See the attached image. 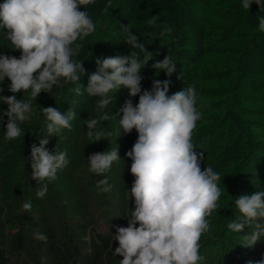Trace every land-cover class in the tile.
Wrapping results in <instances>:
<instances>
[{
    "label": "clouds",
    "instance_id": "obj_1",
    "mask_svg": "<svg viewBox=\"0 0 264 264\" xmlns=\"http://www.w3.org/2000/svg\"><path fill=\"white\" fill-rule=\"evenodd\" d=\"M94 0H4L0 3V31L6 34L12 50L21 55H0V84L9 81L10 96L0 95V103L7 104L0 110V121L7 117L5 142L25 135L21 125L29 121L34 111L33 101L52 89L76 84L77 96L87 94L96 98L97 113L83 120L86 135L92 142L109 139L111 132L101 128V123L116 119L113 107L115 93L127 90V99L119 112V134L137 132V139L126 153L131 159L130 173L135 178L129 191L134 198V210L127 212V227L116 226L112 241L118 243L113 256H121L119 264H198L205 258L200 254L202 234L210 229L213 212L219 208L222 195L219 186L221 175L211 166L201 168L203 153L195 151L193 132L202 113L197 109L198 93L194 84L169 95L170 77L176 72V62L168 53L163 60H156L151 67L156 75L161 71L169 79H153L150 90L142 89L144 77L141 70L153 60V52L133 34L129 24L122 25L124 43L132 49L129 55L98 57L96 69L88 76L87 87L80 83L86 74L84 60L75 59L83 47V41L96 30L89 11L83 7ZM255 3L264 9V0H242V8L249 10ZM111 7V0L104 11ZM258 30L264 32V16L258 15ZM158 16H151L147 24L161 28L159 36L170 33L166 24L157 23ZM149 36L154 33H146ZM139 50L136 51V50ZM141 53L143 56L141 57ZM158 56L159 52H155ZM91 56V55H90ZM182 75V74H181ZM28 99H17L16 93H27ZM0 87V93H3ZM139 96L133 104L132 97ZM111 107V109H112ZM45 121L46 134L36 133L39 140L30 146L31 179L36 181L35 196L42 199L48 191V182L68 164L67 150L58 145L49 150V138L71 130L76 111L70 106L66 112L57 107L40 106ZM110 140V139H109ZM121 160L118 147L95 152L88 156V170L96 176V188L102 193L112 189L105 174L114 162ZM224 190H226L224 188ZM238 210L227 228L240 234L245 227L251 229L243 235L244 247H254L264 241V191L242 195L234 199ZM24 211H31L32 204L22 202ZM138 225V226H137ZM35 237L46 241L44 234ZM251 264V262H249ZM264 264V259L257 262Z\"/></svg>",
    "mask_w": 264,
    "mask_h": 264
},
{
    "label": "trees",
    "instance_id": "obj_2",
    "mask_svg": "<svg viewBox=\"0 0 264 264\" xmlns=\"http://www.w3.org/2000/svg\"><path fill=\"white\" fill-rule=\"evenodd\" d=\"M126 1L111 0V7L107 12L104 8L109 0H94L93 3L86 5L87 7L85 5L81 7V10L84 7L91 14L96 30L89 36L96 41L94 42L96 46L102 47L100 53L113 47L102 35L104 33L102 27L105 26L106 29L111 26L110 23L119 19ZM254 8L259 7L254 3ZM234 10L239 11L237 5ZM262 14L264 16V11ZM243 18L235 17L231 28V33L234 35H230L231 38L228 37L226 40L236 39L238 30L234 27L245 26L246 23L241 21ZM247 27L246 36H249L251 31L249 26ZM3 41L10 43L6 38ZM95 44L89 42L84 46L91 49L96 47ZM2 49L6 50L7 45ZM11 51L17 58L21 55L19 50L11 49ZM155 61V59L149 61L148 65H152ZM220 80L224 79L221 77ZM8 84L7 78L3 84H0L4 89L0 95H13L8 91ZM75 87L76 84L70 83L62 89L54 87L49 94L42 92L33 101L31 130L38 129V132L46 134L40 106L57 107L62 112L65 99L73 93L71 89ZM245 87V91L252 89L250 83H246ZM30 92L29 89L27 93L20 92L15 95L17 99L23 97L28 99ZM243 98L248 99L247 96ZM1 104L3 106L0 107L1 110H6L7 104ZM201 105L209 104L207 101H201ZM262 109L264 114V105ZM119 110L120 108L116 110L117 121L122 117ZM78 114V119L72 121L71 130L64 129L61 134L50 137L46 145L50 151L56 145L60 150H67L69 164L57 173L54 181L48 182V191L42 199L35 196L36 181L31 179L32 169L27 159L30 156L31 145L28 147L29 151L27 148L22 161L12 170L13 178L10 186H7V182L3 184L2 188L5 189L0 193V264H119V260L122 259L119 255L113 256L118 243L112 241V235L116 234V226L127 227L128 218L125 215L128 210H134L133 198H129L133 182H130L128 173L121 165L119 181L115 180L111 170L105 174L109 184L112 185L110 192L102 193L96 188L97 181L104 177L96 176L88 170V165L84 163L86 155L116 147L111 143L103 147L100 141L92 142L86 135L87 128L82 125L84 114L81 112ZM243 115L248 121H253L251 112L244 111ZM112 121L109 127L113 129L111 133L116 134L119 132V124L115 119ZM257 121H253V125L258 126L261 136H254L255 140H252V143L255 148L248 151L246 156L242 152L247 142L244 132L231 145L225 146L217 157L205 155L206 149L200 145L204 141V134L193 132L194 150L202 152L204 157L201 163L202 170L211 166L218 172L221 175L219 186L222 189L218 201L219 208L209 217L210 229L202 234L200 239V254L205 259L198 264H249V262L257 264L264 259V241L257 242L250 248L241 245L244 243L243 235L248 231L251 232V229L245 227L243 232L238 234L227 228L229 220L235 219L238 214L234 199L245 194L250 196L256 191H264V154L260 153V150L264 151V123L260 119ZM120 132L124 133L122 129ZM221 132L220 129L217 132V142H227L228 134ZM131 134L126 135L129 137ZM32 142L39 146L37 136ZM132 146L133 144L128 140V151ZM221 172H226L227 175ZM228 183L233 186L232 189L230 187L229 190L226 189ZM24 201L32 204L31 211L26 212L22 209ZM258 222L264 223V220ZM36 233L46 235L47 240L37 239Z\"/></svg>",
    "mask_w": 264,
    "mask_h": 264
},
{
    "label": "rangeland",
    "instance_id": "obj_3",
    "mask_svg": "<svg viewBox=\"0 0 264 264\" xmlns=\"http://www.w3.org/2000/svg\"><path fill=\"white\" fill-rule=\"evenodd\" d=\"M3 2L4 0H0V3ZM241 2L242 0H127L119 19L110 23L112 27L110 24V27L106 29L105 26L102 27L104 31L102 35L113 47L111 46L104 53H100L102 47L96 46L95 40L90 36L84 39L83 47L79 55L75 57V59L84 60L83 65L86 69V74L81 77L80 83L87 87L88 76L96 69V58L131 53L132 49L123 42L124 34L121 31L122 25L129 24L133 34L138 35L140 42L146 45L147 50L153 52V59L163 60L168 53L174 58L177 66L176 72L170 77L169 95L181 91L189 84L196 86L197 109L202 113V118L197 121L194 131L204 134V141L200 145L206 149L205 155L217 157L225 146L231 145L244 132L247 142H245L246 146L242 152L246 156L248 151L255 148L252 143V140H255L254 136H261L260 129L253 125V121L260 119L264 123L262 112V105H264V32L259 31L257 27V16L263 15L262 11L264 10L255 9L254 3L249 10H245L242 8ZM236 5L238 12L234 10ZM85 7L87 6L85 5ZM248 13L252 14L248 15ZM154 15L158 16V24H166L172 31L160 37L161 28H152L147 24V20ZM238 16L244 17L241 21L246 25H236L234 27L238 30L236 39L234 41L226 40L230 35H234L231 33V28H233L235 17ZM247 26L251 31L249 36H246ZM146 33L155 35L149 36ZM5 38L6 34L0 31V55L15 56L9 48L10 43L7 44L3 41ZM89 42H93L96 47L85 48L84 45ZM5 45H7L6 50L2 49ZM136 51L139 52L138 49ZM155 52H159V55L156 56ZM142 56L143 53H141ZM141 75L144 77L142 89L146 90L151 89L154 78L161 81L169 79L163 71L156 75V70L151 65L145 66L141 70ZM221 77L224 79L223 81L220 80ZM246 83L252 85L251 91L244 90ZM76 96L73 91L65 99L62 112H66L71 106L77 113L74 120L78 119V113H83L82 125L87 128L83 120L87 119L95 108L96 98L89 97L86 93L77 96V99ZM244 96H247L248 99H244ZM127 98V90L120 89L115 93L113 107L109 105L107 110L117 115L116 110L123 106ZM131 99L135 105L138 103L139 96ZM201 101H207L209 105L203 106ZM0 107H3L1 103ZM244 111L251 112L253 121H248L245 118ZM92 115L96 116L97 113L92 111ZM32 120L33 114L29 121L21 125L25 135L10 142H5L3 139L7 117L5 116L4 120L0 121V189L2 190L0 193L5 189L2 188L4 183L7 182V186H10L13 178L12 170L22 161L27 148L33 143L32 139L39 131L38 129L31 130ZM112 120L114 119L102 122L100 127L105 131L112 132L113 129L109 127ZM219 129L228 134L227 142H217ZM118 134L119 132L113 133L110 140L104 139L100 143L103 147L111 143L119 149L121 160L114 162L111 166L115 180L119 181L122 165L128 173V179L133 182L135 178L130 173L132 161L126 156V153L128 152L127 141L134 144L137 132L134 130L129 137L124 133L118 137ZM72 135H74L73 132ZM92 153L86 155L84 160L86 165H88L87 158ZM260 153L264 154V151L260 150ZM121 161L123 162L120 163ZM221 174L227 175L226 172H221ZM229 187L232 189L233 186L228 183L226 189L229 190ZM132 202L134 203V198Z\"/></svg>",
    "mask_w": 264,
    "mask_h": 264
}]
</instances>
